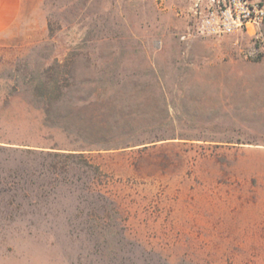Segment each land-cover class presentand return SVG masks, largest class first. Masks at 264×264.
I'll list each match as a JSON object with an SVG mask.
<instances>
[{"label":"rangeland","instance_id":"rangeland-1","mask_svg":"<svg viewBox=\"0 0 264 264\" xmlns=\"http://www.w3.org/2000/svg\"><path fill=\"white\" fill-rule=\"evenodd\" d=\"M187 8L23 0L0 36V264H264V28L202 36Z\"/></svg>","mask_w":264,"mask_h":264},{"label":"built area","instance_id":"built-area-1","mask_svg":"<svg viewBox=\"0 0 264 264\" xmlns=\"http://www.w3.org/2000/svg\"><path fill=\"white\" fill-rule=\"evenodd\" d=\"M187 16L199 35L224 37L246 33L259 38L264 28V0H186Z\"/></svg>","mask_w":264,"mask_h":264},{"label":"crops","instance_id":"crops-1","mask_svg":"<svg viewBox=\"0 0 264 264\" xmlns=\"http://www.w3.org/2000/svg\"><path fill=\"white\" fill-rule=\"evenodd\" d=\"M22 9L23 0H0V36L17 24Z\"/></svg>","mask_w":264,"mask_h":264},{"label":"trees","instance_id":"trees-1","mask_svg":"<svg viewBox=\"0 0 264 264\" xmlns=\"http://www.w3.org/2000/svg\"><path fill=\"white\" fill-rule=\"evenodd\" d=\"M70 155H71V157H74L76 155H82V154H70Z\"/></svg>","mask_w":264,"mask_h":264}]
</instances>
